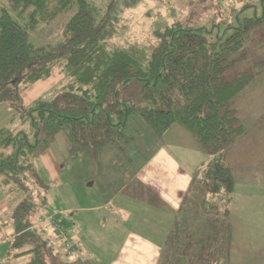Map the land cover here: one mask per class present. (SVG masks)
Segmentation results:
<instances>
[{
    "label": "trees",
    "instance_id": "trees-1",
    "mask_svg": "<svg viewBox=\"0 0 264 264\" xmlns=\"http://www.w3.org/2000/svg\"><path fill=\"white\" fill-rule=\"evenodd\" d=\"M5 2L9 8L0 11V105L6 104L14 117L0 128V190L15 204L10 215L14 254L30 256L25 264H54L57 255L35 224L48 204L50 188L37 167L39 154L62 132L72 155L82 149L120 147L129 137L130 117L138 113L156 138L180 125L210 152L188 191V203L192 192L197 197L195 207L186 208L189 215L179 241L186 248L197 240L202 249L198 254L205 256L219 247L229 259L232 232L227 220L235 176L226 158L230 145L245 132L234 103L259 73L246 71L232 78L227 74L244 54L231 57L264 24V0H258L260 14L244 20L238 15L236 26L223 18L220 24L229 34L215 36L209 24H165L153 32L149 52L115 44L112 19L97 22L87 0ZM74 6L77 11L62 24L59 39L34 45L33 33ZM57 71L64 75L61 86L51 96L25 105L23 93ZM138 85L148 90V104L137 103ZM200 224L204 233L197 231ZM219 231L226 234L219 236Z\"/></svg>",
    "mask_w": 264,
    "mask_h": 264
},
{
    "label": "rangeland",
    "instance_id": "rangeland-1",
    "mask_svg": "<svg viewBox=\"0 0 264 264\" xmlns=\"http://www.w3.org/2000/svg\"><path fill=\"white\" fill-rule=\"evenodd\" d=\"M87 1L92 7V11L97 22L104 18L112 19V41L115 44L123 48H140L146 52H149L150 48L155 43L153 32L158 28L163 27L165 24L173 23L175 20H180L185 24L192 26H202L204 24H209V27L207 28L210 30H215L213 35L217 36L219 34H229L230 32L226 31L225 24H220L223 22V18L229 19L231 22H233V25L236 26L237 17H239L238 15H241V20H244L245 18L253 17V15L255 16L257 12L258 14L261 13V7L257 5L258 0ZM245 5H251V7L244 10L243 8ZM2 8H9V5L7 2H5V0H0V11ZM76 11L77 7L74 6L68 13L60 16L51 25L41 28L33 33L32 42L34 45L39 46V44L41 45V43L44 41H53L59 39V36H61L59 32L61 31L62 24L67 21L74 13H76ZM213 24H220V26L212 28ZM242 53L244 54V57L234 63L232 68L228 70V78H232L233 76L239 75L240 73L246 71L264 75V24H260L255 28L253 34L248 39H246L244 48L240 50V52L234 54L231 58L235 59L242 55ZM258 76H255L252 83L259 79ZM58 78L61 79V74L55 73L51 77V79H54L52 82L57 81ZM62 83L60 82L56 84L53 82L48 85H43V87H48L49 89L44 93L42 92L40 97L51 96L54 90L60 87ZM258 83L259 82H256L254 84ZM54 96L55 95L52 97ZM135 99L139 105L148 104L150 100L148 90L145 87L138 85L135 91ZM236 101L237 99L235 102ZM1 117L2 114H0V119ZM128 131L129 137L123 141V144H126V141L128 140L130 141V144H128L130 147L137 146L138 144L141 149H148V147H150V136L147 135H152V137H155L150 132L143 120L139 117L138 113L130 117V128ZM179 134L181 139L183 138V141L179 140ZM64 136L65 134L61 133L59 138H57V141L63 139ZM156 139L159 140L158 138ZM162 140L164 141L163 144L167 146L168 150L177 156L179 160H182L184 166L195 168V173L201 168L200 163L202 161L205 163L211 158L210 152L207 149L201 147L196 139L180 125H174ZM131 142L134 143V146L131 144ZM242 143L245 142L242 141ZM110 147L114 146L112 145ZM233 147L234 144L230 145L228 150L230 154L227 153L226 158L227 164L232 168L233 163L231 151ZM60 149H62V147ZM63 150H65L64 147ZM249 150L253 155L252 161H254L255 164L250 168L243 169L242 174H236L233 171L234 176H236V178L234 177L236 181V189L233 194L230 214L227 220L232 232L229 259H226V256L221 255L219 247H215L217 248V253L215 251L211 253L210 251L212 255H199L198 252H200L202 249L200 245H197L198 241L193 237V240L196 241L193 242L189 247L184 248L186 245L185 243L183 246H166L164 248V253L160 256V264H264V165L261 164V162L263 163L264 161V143L258 140L252 146L251 142L249 144ZM125 151L129 152V155L133 156V153L131 154L129 147L127 148L126 146L124 150H120L122 154L126 155ZM83 152L91 153L89 150H79L76 156L71 155L72 162L67 161V155L65 160L66 162L63 163V166L67 171L65 176L66 178L69 176L72 178L79 177L77 181L73 183L74 189L77 191V194H79L76 200L80 199V202L81 200H88L89 202L85 201L88 206H95L96 200L94 199L93 201L91 192L99 187L98 184H102L103 182H100L95 175H93L94 178L90 175L89 165H94L97 167L102 165L105 166L107 165L109 157L99 156L98 159H95L96 155L88 154L87 156V154L83 155ZM97 153L99 154L100 152ZM255 154H259V157L256 158ZM40 165H38L37 160V167L40 174L43 176V174H45V169H43ZM198 166L200 167L197 168ZM195 173L194 176H196ZM91 182H96L97 186L93 187L94 185ZM49 187L50 188L47 191L48 204L45 208L41 209L42 214L38 215L35 224L38 227L37 230H42L41 237L44 239H50L48 241V247L52 248L54 253H57L54 259V264H70L71 262L69 260L71 258L65 257L66 253L64 250H66L68 253H72L74 252V249L71 251L66 248L64 240L65 234L64 236H60L58 229L56 230L55 225L50 220V216L52 215H46L47 212L53 214L60 211V209H58V204L62 201L59 202L58 199H61L68 188L64 187V190L62 191L61 184H54L51 182ZM70 190L72 192V189ZM192 193L189 203L191 202L193 205L197 194ZM49 197L51 198V202ZM3 200V204H0V225L3 229L0 234V264H25L29 258L26 256H16L14 254L12 251L13 239L10 235H7V228L9 227L10 230L12 229L10 215L15 204L5 197ZM142 205L143 204L141 203L138 205V211H147L151 214L153 208L147 209ZM196 206H198V203ZM81 207L84 208V204H82ZM193 207L195 206L193 205ZM79 214L82 218L85 217L89 219L94 228V235L92 234L93 237L86 236L85 238L87 239H81L83 242H88L87 246L85 248H81V250L84 252L86 251V253L92 257V260L97 263L110 264L113 259L119 261L120 259H118V257L122 256V252L119 251V249L124 240L121 238V231L123 227H116V223L114 221L115 216H111L110 221H103L101 217L105 216L106 214L92 209H84L80 211ZM55 217L57 220H60V226L64 227L63 218H61L62 216L57 214ZM106 217L109 218L108 215H106ZM104 223H106L105 229L103 232H100L102 228L101 226ZM109 225L111 227L110 229ZM181 225L183 226V222L179 226L180 229L182 228ZM197 231H200L201 233L205 232L201 224L199 225ZM223 232L224 233L219 231L218 235H225L226 232ZM147 236V240L154 242L152 237L149 235ZM192 236H195V234ZM198 237L199 234L197 238ZM190 238L187 236V239ZM185 239L186 237L182 238L183 241H185ZM172 240L175 241V239ZM219 241L221 243H223V241L225 242L224 237ZM158 242L160 243V241ZM221 243L220 245L224 246ZM118 251L119 254H117ZM77 252H80V248H78ZM147 252L148 251H145L144 258L142 260H147L151 257V255ZM86 253H82L84 258L81 260L77 259L76 261L82 263L83 260L87 259L88 256ZM47 255L49 256V254ZM116 256L118 257L116 258ZM201 256H204V258ZM49 259L52 260V256H49ZM72 261L75 262L74 260Z\"/></svg>",
    "mask_w": 264,
    "mask_h": 264
},
{
    "label": "crops",
    "instance_id": "crops-1",
    "mask_svg": "<svg viewBox=\"0 0 264 264\" xmlns=\"http://www.w3.org/2000/svg\"><path fill=\"white\" fill-rule=\"evenodd\" d=\"M55 73H60L61 79L59 77L57 81L53 82L56 84L62 83L64 75L59 71ZM51 77L33 84L23 93L25 105H30L41 96L42 92L44 93L49 89L48 87H43V85L53 83L52 80L54 79H51ZM258 77L259 79L254 83H259H252L238 96L237 101L234 103L237 118L245 129L243 136L234 143L231 151L233 169L236 174H242L243 169L250 168L255 164L252 161L253 155L249 150V144L252 142L253 146L258 140L264 143V75L261 74ZM0 114H2L0 128L8 126L14 114L9 112L6 104L0 105ZM60 134L56 136L48 149L40 153L37 160L38 165L41 163L40 166L45 169L43 176L49 185L50 182L54 184L59 183L61 184L62 191L64 187L68 188L61 199H58L59 202H63L58 204L60 211L53 214L47 212L46 215L56 216L60 214L61 218H63V233L74 247V252L72 253L64 250L66 253L65 257L71 258L69 260L70 264H101L93 261L86 251L81 250L88 243L87 241L83 242L81 239L86 236L93 237L94 235V228L90 220L85 217L82 218L79 214L84 209H92L105 213L109 218L106 215L102 216L103 221H110L111 216H115L116 227H123L121 238L124 240L119 249L122 252V256H116L120 260L113 259L110 264H146L147 262V264H160V256L164 253L166 246L170 247L182 244L179 238L182 237L180 233L183 226L181 225V229L179 226L183 221H186L189 215V210H186L187 206L191 207L189 206L191 203H188V191L193 181L195 168L184 166L182 160H179L177 156L168 150L162 140L166 134L159 140L156 137H152V135H147L150 136V147L148 149H141L138 144L134 146L133 142L131 144L134 147H130L128 145L130 141L127 140L126 144L122 142L120 147L109 146L100 151L99 154L97 152H83V155L87 154V156L88 154L96 155L95 159H98L99 156L109 157L105 166L97 167L89 165L90 175L92 177L95 175L100 182H103L102 184H98L99 187L91 192L93 201L94 199L96 200L95 206H88L85 203V201L89 202L88 200H81V202L80 199L76 200L79 194L74 189L73 183L79 177L72 178L69 176L66 178L65 176L67 171L63 163L66 162L67 155V161L72 162V154L70 151V141L65 133H63L65 134L63 139L57 141ZM178 138L180 141H183L180 134ZM242 141L245 143H242ZM126 146L127 148L129 147L133 156L129 155V152L126 151V155L120 152ZM61 147L62 149H60ZM63 147L65 150H63ZM185 153L187 154L186 151ZM228 153L230 154V152ZM255 156L258 158L259 154H255ZM205 163L202 161L200 166L202 167ZM261 164L264 165V161ZM91 183H93V187L97 186L96 182ZM70 189H72L73 194ZM4 197V194L0 190V204L4 202ZM140 203L147 209L153 208L151 214L147 211V213L145 211H138L137 208ZM82 204H84V208L81 207ZM105 225L106 223L101 226L100 232L104 231ZM1 231L3 229L0 225V234ZM7 231V235H10L13 239V229L10 230L8 227ZM147 235L152 237L154 242L147 240ZM172 239H175V241ZM78 248H80L79 253L77 252ZM119 251L117 254H119ZM145 251H148L147 253L151 257L149 256V259L142 260ZM82 253H86L88 258L79 263L76 260L84 258ZM26 257L30 258V256Z\"/></svg>",
    "mask_w": 264,
    "mask_h": 264
},
{
    "label": "built area",
    "instance_id": "built-area-1",
    "mask_svg": "<svg viewBox=\"0 0 264 264\" xmlns=\"http://www.w3.org/2000/svg\"><path fill=\"white\" fill-rule=\"evenodd\" d=\"M50 220L55 225L56 230L58 229V232L60 235L64 236L62 227L60 226V220H57L55 215L50 216ZM65 245L68 250L73 251L74 247L72 246V243L67 239L66 235L64 237Z\"/></svg>",
    "mask_w": 264,
    "mask_h": 264
}]
</instances>
